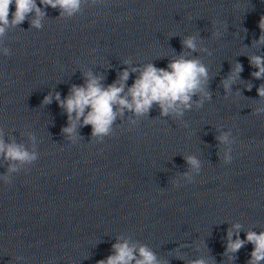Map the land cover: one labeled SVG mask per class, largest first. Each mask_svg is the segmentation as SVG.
<instances>
[{
    "label": "clouds",
    "instance_id": "1",
    "mask_svg": "<svg viewBox=\"0 0 264 264\" xmlns=\"http://www.w3.org/2000/svg\"><path fill=\"white\" fill-rule=\"evenodd\" d=\"M40 4L44 7L59 8L62 12L72 15L79 11L81 0H40ZM13 5L15 10L10 12V6ZM33 12H35L36 18L30 23L33 27L39 28V18L44 13L37 5L36 0H0V37H3L10 27L21 25ZM258 27L262 35L254 43L264 44V16L260 18ZM182 43L189 49H196L194 37H189ZM249 64L256 69L252 72V76L257 80L264 79V56L249 57ZM137 70L136 68L132 69L133 72ZM242 71L243 66L239 63L235 64L232 74L222 81L224 88L228 89L232 81ZM128 78L129 71L125 69L120 74L119 86L117 83H113L105 88L101 85L99 78L87 73L84 86L74 85L64 100H61L57 93L56 100L60 107L68 113L70 119L72 113H75L77 120L83 117V124L91 125L93 136H98L109 132L116 117L114 105L121 106V112L123 109H129L134 111L137 116L147 114L153 104L160 107L161 115L167 116L169 113L182 115L183 109L191 108L193 95L200 92L205 97H210L203 87L207 82L208 70L196 59H185L181 56L170 61L167 68H157L149 63L128 88V94L122 95ZM257 94L259 97H264V85L257 88ZM50 102L51 97L46 96L44 103ZM86 109L89 111L85 115ZM71 130V128L64 129L65 132ZM0 155L19 162H31L37 158L35 153H29L22 145L6 144L2 138H0ZM227 159L228 162H231V157ZM187 162L193 167L198 168L199 166L195 158L189 157ZM15 170V167L9 169V171ZM3 178L7 179V177ZM234 227L239 229L240 226L235 225ZM231 235L232 233L229 231L226 252L237 253L245 243H250L253 245V249L248 264H260L261 261H264V231L259 233L248 231L245 233L244 239L237 236L235 240H231ZM112 248L114 254L99 260L97 264H133V262L135 264H159L156 255L146 246H140L137 249L135 245H129L127 241H124L113 244ZM193 264H206V262L203 259H198Z\"/></svg>",
    "mask_w": 264,
    "mask_h": 264
}]
</instances>
